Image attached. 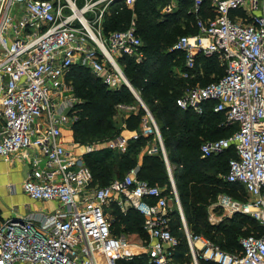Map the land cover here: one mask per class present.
<instances>
[{
  "label": "built area",
  "instance_id": "1",
  "mask_svg": "<svg viewBox=\"0 0 264 264\" xmlns=\"http://www.w3.org/2000/svg\"><path fill=\"white\" fill-rule=\"evenodd\" d=\"M192 1L198 31L180 36L171 48L184 53L180 74L203 72L200 56L216 58L225 73L190 87L177 105L203 113L213 102L226 125L236 126L228 137L204 141L200 150L205 158L234 147L225 179L242 185L250 199L241 202L222 194L218 206L230 214L250 215L262 233L240 238V251L229 252L189 229L161 130L145 102L141 106L150 123L144 122L142 134L154 135L149 152L161 150L167 161L168 192L139 178L138 167L123 179L94 185L84 159L94 145L83 151L78 143L69 147L65 133L73 126L78 103L70 79L73 66L88 68L111 91L126 85L134 93L118 59L144 60L135 22L109 34L103 24L108 14L132 8L136 0H0V155L27 160L24 192L56 204L0 223V264H120L140 255L152 264H188L176 257L181 242L172 230L176 211L191 264H264V0ZM117 106L125 116L137 110L126 103ZM140 135L134 131L132 138ZM128 140L121 135L105 146L125 150ZM116 208L123 213L134 208L143 215L146 239L131 241L114 233Z\"/></svg>",
  "mask_w": 264,
  "mask_h": 264
},
{
  "label": "trees",
  "instance_id": "2",
  "mask_svg": "<svg viewBox=\"0 0 264 264\" xmlns=\"http://www.w3.org/2000/svg\"><path fill=\"white\" fill-rule=\"evenodd\" d=\"M180 2L174 13L161 19L158 18L159 12L155 7L157 0H136L132 8L125 6L108 14L103 24L104 32L109 34L115 30L126 29L131 23L132 15L137 14V34L145 42L144 60L138 63L124 55L118 62L159 125L189 229L194 233L204 234L229 252H236L241 249L238 239L240 235L249 231L259 235L262 228L257 220L243 213L219 224H214L208 219V205L221 187L225 186L222 175L227 174L229 160L235 156V150L230 147L217 155L203 158L200 146L204 141L230 136L236 126L226 125L224 113L214 111L213 102L205 105L203 113L191 109L183 110L177 105V98L184 94L186 88L194 85L196 79L178 75L177 69L185 70L184 53L170 48L180 36L198 31L196 17L194 19V13L189 11L188 7L193 1ZM206 6L207 4H204V7ZM177 24L186 25L187 30L176 37L175 32L181 29L175 27ZM199 60L206 72V77L198 76L203 85L224 75V67L219 65L216 58L200 56ZM211 73L216 75L209 79ZM70 79L75 95L83 99L82 102L76 103L72 110L76 116L72 126L75 143L85 146L105 144L120 137L124 129L141 133L139 137L128 140L125 151L105 146L84 154L85 162L93 174V184L104 186L116 178L123 179L129 170L138 167L139 178L151 184H164L168 192L171 189V177L167 161L161 150L157 153L149 152L155 139L154 135L142 134V124L150 123V119L131 89L126 85L119 91L106 89L101 79L80 65L73 66ZM119 103L135 105L138 108L125 116V113L118 109ZM226 130L228 132L225 135L219 136ZM145 148L146 151L139 162V153ZM229 184L243 189L248 194L242 185ZM114 213V232H136L139 237L146 239L144 217L140 212L130 208L126 215H121L119 213L122 211L116 208ZM181 223L176 211L172 230L181 240L176 257L182 262L186 258L188 264H191L190 257L185 256L188 245L184 232L180 230ZM120 264L152 263L146 255H140L132 260H122ZM200 264L214 263L201 260Z\"/></svg>",
  "mask_w": 264,
  "mask_h": 264
},
{
  "label": "crops",
  "instance_id": "3",
  "mask_svg": "<svg viewBox=\"0 0 264 264\" xmlns=\"http://www.w3.org/2000/svg\"><path fill=\"white\" fill-rule=\"evenodd\" d=\"M2 123L3 120L0 117V130ZM133 132L124 129L122 136L131 139ZM77 146L83 151V145L78 144ZM28 174L29 163L27 160L19 155L11 160H5L0 155V223L10 217H21L28 212L41 209L50 210L56 206L54 202L32 199L24 192L23 181L28 177ZM18 264L26 263L19 262Z\"/></svg>",
  "mask_w": 264,
  "mask_h": 264
},
{
  "label": "rangeland",
  "instance_id": "4",
  "mask_svg": "<svg viewBox=\"0 0 264 264\" xmlns=\"http://www.w3.org/2000/svg\"><path fill=\"white\" fill-rule=\"evenodd\" d=\"M153 1H156V0H153ZM157 3L158 4L155 7H156L157 11L159 12L158 13V18L162 19V18L166 17L168 14L174 13V11L178 9V7H179L181 2H180V0H157ZM188 7H189V11H192L194 13V19H195L196 12L194 11V5L192 4V5L188 6ZM136 19H137V14H133L132 18H131V21L135 22V26H136V23H137ZM175 27L181 28L179 31L175 32L176 37L186 33V30H187V29L185 30L186 25L177 24V25H175ZM183 30H185V31H183ZM144 45H145V42L143 40V46H142L143 53H144ZM75 66H78V65H75ZM177 72L179 73L178 75L180 77H183L180 74V72H181L180 68L177 69ZM215 75H216L215 73H211L208 78L209 79L214 78ZM198 76H203V78L206 77L205 70H203V72H201V73H197L195 75H192L190 77H185V78L192 79V80L196 79L194 85L203 84V82L201 80H198ZM194 85H190L189 88L194 86ZM189 88H186V90H188ZM74 94H75V91H74ZM77 98H78V103L82 102L83 99H81L80 97H77ZM137 100L141 104V102L139 101L138 98H137ZM137 108H138V106H137ZM227 132L228 131L226 130L225 132L220 133L219 136L225 135V133H227ZM65 135H66L67 140L69 141V144H70L69 147L71 149H74L75 140H74V130H73V128H70L69 131H67L65 133ZM100 144L99 143L94 144V147H95L94 150H97V149H100L102 147H105V144H101V145ZM83 146H85V145H83ZM118 151H125V150H118ZM145 151H146V148L142 149V151L139 153V158H138L139 162L141 161V158H142V156H143ZM225 176H226V173H225L224 176L222 175V179L224 181L223 183H224L225 186L221 187L222 189L214 196L215 198L208 205V219H209L210 222H212L214 224L222 223L223 221H225L227 219H231V218L237 217V214H240V213L230 214L224 208L218 206V200H219L220 195L228 194V195L232 196L234 199H237V200H239L241 202H246V201H248L250 199V195L245 193L243 189L234 187L233 185H230L226 181ZM158 185L161 186L162 188L165 187L164 184H158ZM228 188H231V189L229 190ZM119 214L126 215V213H123V212L119 213ZM115 217H116V215L113 212V218H115ZM117 232H114V233L118 234V235H121V234L128 235L129 238H130L129 240H131V241H134L133 237H137L139 235L136 232L135 233L134 232H130L129 233V232H123V231L118 232V233ZM251 233L252 232L249 231L246 234L240 235L238 237V239H240V238H242V237H244V236H246L248 234H251Z\"/></svg>",
  "mask_w": 264,
  "mask_h": 264
},
{
  "label": "water",
  "instance_id": "5",
  "mask_svg": "<svg viewBox=\"0 0 264 264\" xmlns=\"http://www.w3.org/2000/svg\"><path fill=\"white\" fill-rule=\"evenodd\" d=\"M133 91H134L135 96L139 99V101L142 102V104H144V101L142 100L141 96L135 91V89H133ZM144 105H145V108L148 109L147 106H146V104H144Z\"/></svg>",
  "mask_w": 264,
  "mask_h": 264
}]
</instances>
